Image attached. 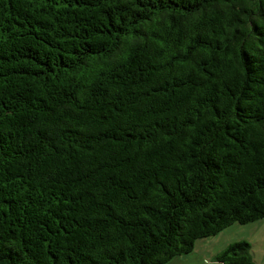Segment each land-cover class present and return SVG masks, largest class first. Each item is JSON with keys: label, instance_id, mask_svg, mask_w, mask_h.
I'll use <instances>...</instances> for the list:
<instances>
[{"label": "trees", "instance_id": "trees-1", "mask_svg": "<svg viewBox=\"0 0 264 264\" xmlns=\"http://www.w3.org/2000/svg\"><path fill=\"white\" fill-rule=\"evenodd\" d=\"M261 220L264 0H0V264H168Z\"/></svg>", "mask_w": 264, "mask_h": 264}, {"label": "rangeland", "instance_id": "rangeland-1", "mask_svg": "<svg viewBox=\"0 0 264 264\" xmlns=\"http://www.w3.org/2000/svg\"><path fill=\"white\" fill-rule=\"evenodd\" d=\"M242 241L251 245L255 264H264V220L247 225L235 224L219 235L199 242L192 254L177 257L168 264H203L204 261L200 257L203 247L208 245L209 249L215 250L220 246L223 248L221 250H225L229 245Z\"/></svg>", "mask_w": 264, "mask_h": 264}, {"label": "crops", "instance_id": "crops-1", "mask_svg": "<svg viewBox=\"0 0 264 264\" xmlns=\"http://www.w3.org/2000/svg\"><path fill=\"white\" fill-rule=\"evenodd\" d=\"M199 242H204V240L203 241H198L197 243H196V246H195V250H196V248L198 247V243ZM204 248H206V250L204 249ZM218 249V250H217ZM221 249H223L222 247H220V246H218V248H216L215 250H213V249H209L208 248V245L207 246H205V247H203V249H202V255H200V257H202V259H203V264H220V263H218V262H216L215 261V256L216 255H218L219 253H221L223 250H221Z\"/></svg>", "mask_w": 264, "mask_h": 264}]
</instances>
